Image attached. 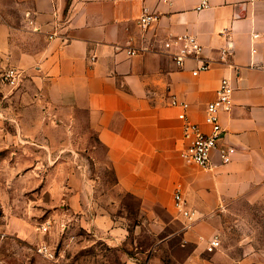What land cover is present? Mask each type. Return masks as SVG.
<instances>
[{"label": "crops", "instance_id": "0c3cea01", "mask_svg": "<svg viewBox=\"0 0 264 264\" xmlns=\"http://www.w3.org/2000/svg\"><path fill=\"white\" fill-rule=\"evenodd\" d=\"M10 1L20 17L4 28L12 40L0 38L2 52L6 46L32 92L42 94L50 118L84 126L77 138L84 151L137 201L143 225L135 233L151 239L135 244L139 258L264 264L257 228L243 234L232 224L264 220V0H208L199 11L200 0ZM144 13L157 16L146 30L138 25ZM180 34L197 38L207 71L194 76L197 60L179 68L163 52V42ZM223 78L234 92L231 111L220 114L221 144L235 154L224 165L215 152L203 170L180 158L181 122L169 101L189 103L190 119L206 129L204 110ZM175 189L196 212L191 224L173 209ZM99 216L93 225L109 227L117 241L126 237L118 220ZM214 237L220 244L208 252Z\"/></svg>", "mask_w": 264, "mask_h": 264}, {"label": "rangeland", "instance_id": "374dc122", "mask_svg": "<svg viewBox=\"0 0 264 264\" xmlns=\"http://www.w3.org/2000/svg\"><path fill=\"white\" fill-rule=\"evenodd\" d=\"M2 5L0 38L10 42L4 28L17 24L20 14L10 0ZM4 49L0 47V75L15 67ZM27 79L25 75L14 89L0 82L6 119L0 122V264L146 263L134 247L151 241L135 233L143 225L137 201L119 192L110 169L97 166L96 158L84 151L77 139L84 126L50 118L44 97L32 92ZM65 133L74 134L73 139H61ZM98 214L118 220L126 237L117 241L109 227L93 225ZM232 224L241 225L243 234L254 233V225V239L264 242V220ZM41 245L50 249L51 257L38 252Z\"/></svg>", "mask_w": 264, "mask_h": 264}, {"label": "built area", "instance_id": "2783aa9c", "mask_svg": "<svg viewBox=\"0 0 264 264\" xmlns=\"http://www.w3.org/2000/svg\"><path fill=\"white\" fill-rule=\"evenodd\" d=\"M209 5L208 0H200L196 10L199 11ZM157 20L155 14L144 13L139 17L138 25L146 30ZM163 52L167 54L176 67L183 68L187 60H197V65L192 70V75L196 76L209 69V65L200 59L203 47L197 38L189 34L172 36L162 44ZM24 72L21 69L10 67L5 69L0 75V82L9 88H17L24 80ZM234 87L230 80L223 78L220 80L215 91V99L206 104L203 116V123L206 129L196 122H193L189 115L190 105L186 101L172 97L169 101L171 107L178 109V119L181 122L182 141L179 150L180 158L184 162L208 170L212 168V155L216 152L221 164L231 162L235 149L228 145H222L224 129L220 123V114L229 113L232 109V95ZM5 116L0 103V122ZM172 206L177 215L191 224L196 220V212L191 209L180 189L173 192ZM46 231V227H42ZM220 242L214 237L208 242L206 250L213 252ZM38 252L44 256H50V249L46 245L38 247ZM144 264H148L147 262Z\"/></svg>", "mask_w": 264, "mask_h": 264}]
</instances>
